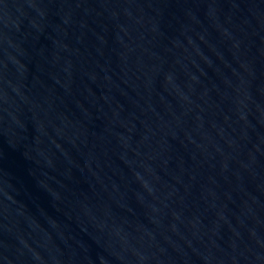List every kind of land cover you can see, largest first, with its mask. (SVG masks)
Listing matches in <instances>:
<instances>
[{
  "label": "water",
  "instance_id": "obj_1",
  "mask_svg": "<svg viewBox=\"0 0 264 264\" xmlns=\"http://www.w3.org/2000/svg\"><path fill=\"white\" fill-rule=\"evenodd\" d=\"M0 264H264V0H0Z\"/></svg>",
  "mask_w": 264,
  "mask_h": 264
}]
</instances>
